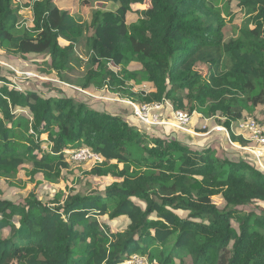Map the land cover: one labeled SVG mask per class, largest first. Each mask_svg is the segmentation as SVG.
<instances>
[{"label": "trees", "instance_id": "16d2710c", "mask_svg": "<svg viewBox=\"0 0 264 264\" xmlns=\"http://www.w3.org/2000/svg\"><path fill=\"white\" fill-rule=\"evenodd\" d=\"M28 1L31 27L16 0H0V174L16 175L27 162L49 176L68 169L65 152L82 146L102 162L83 170L93 181L83 195L65 186L46 200L34 187L16 203L0 192V264H124L134 254L148 264H264V155L221 132L144 125L130 105L96 109L99 99L84 92L108 88L169 104L187 111L197 131L204 117L227 127L256 117L264 107V0L232 5L243 14L230 38L215 0H106L113 8L88 21L85 0L76 12L65 0ZM132 13L138 22L128 21ZM41 54L49 78L19 80L11 64ZM131 62L142 68L129 71ZM76 66L84 67L77 80L67 76ZM116 217L122 224L113 230Z\"/></svg>", "mask_w": 264, "mask_h": 264}, {"label": "rangeland", "instance_id": "374dc122", "mask_svg": "<svg viewBox=\"0 0 264 264\" xmlns=\"http://www.w3.org/2000/svg\"><path fill=\"white\" fill-rule=\"evenodd\" d=\"M54 3H58L64 0H53ZM65 6L63 8H68L70 12H76L78 9V0H65ZM85 0L83 4L80 6V12L83 14L85 19L88 21L89 17L94 10H102V9H110L113 8V5L110 3H107L106 0ZM216 6L225 13L226 17V25H225V35L227 38L230 37H236L238 35V26L240 24L241 15L243 12L237 11L232 9L231 7L233 5V8L235 6V2L237 0H215ZM29 3L28 0H16L17 6H19V14H20V22L28 27H31L32 21L28 19L30 17V11L28 10L27 6L25 4ZM138 15L137 13H132L129 16L128 21L129 22H138ZM78 51L79 54H84V47L77 48L75 50ZM47 56L45 54H41L38 56L29 55L26 57L27 62L22 63L21 61H15L13 64L17 68H15L17 72V76L19 80H23L25 77L27 79L32 78H49L45 77L47 76L46 73L50 71L49 68V61L46 58ZM11 58L16 59L15 57L11 56ZM74 67V65H73ZM11 68V66H10ZM22 68V69H20ZM111 68V67H110ZM112 70H117L115 67H112ZM141 65L135 62H131L127 69L129 71H134L136 69H141ZM30 69V70H29ZM33 69L40 70L39 74H36ZM120 70V68L118 69ZM84 73V67L83 66H76L73 71L67 72V76L72 79H80ZM51 80L55 81L54 78H50ZM17 83L20 84V81H17ZM129 85V90L132 88V90L139 91L137 88H133ZM131 86V87H130ZM65 87V86H64ZM62 89H64L62 87ZM86 94L94 96L95 98H98L99 100H95L92 104L93 107L99 110H109V111H125L126 105L128 106L125 101L129 100V98L125 97L126 95L120 94V92H114L108 88H104L98 91H95V89L84 91ZM101 94V96H100ZM125 108V109H124ZM167 110L170 109V106L165 104V107ZM172 108V107H171ZM256 118H259L260 120H264V107L260 108L259 111L256 114ZM194 121V119H192ZM233 139H236L239 141L238 138H235L233 135H231ZM193 137V136H192ZM195 138V137H194ZM210 140L206 141V143H209ZM219 142L222 144V140H219ZM217 142V143H219ZM215 145V147L219 146ZM199 144L202 145L203 141L199 140ZM68 151V150H67ZM218 153H222L221 149H219ZM81 154V152H80ZM66 160L71 163V166L68 169L60 170L59 172L53 173L49 176H43L42 174H38L36 172L32 171V165L30 163H24L16 175H3L0 174V192L1 197L14 201L18 203L22 198L23 195L28 193V191L35 187L38 192V197L43 196L41 198H53L55 195L61 190V188H65L66 191H72L74 193L77 192V190H80V195L85 194L90 190V187H85L86 182L91 183V188L93 186V181L90 179V176L83 177V170L87 168V166H90L88 162H74L68 154L65 152ZM87 178V179H86ZM48 200V199H46ZM214 202L217 204H221L222 200L220 197H214ZM141 206L144 205L143 202L137 201ZM179 215H184L186 212L179 211ZM151 218L155 219V214L151 215ZM117 224L114 226V229L119 227L122 224V217H116ZM8 234V230L5 229L2 231V236H6Z\"/></svg>", "mask_w": 264, "mask_h": 264}, {"label": "built area", "instance_id": "2783aa9c", "mask_svg": "<svg viewBox=\"0 0 264 264\" xmlns=\"http://www.w3.org/2000/svg\"><path fill=\"white\" fill-rule=\"evenodd\" d=\"M109 66L113 69L111 65ZM115 68L118 69V67ZM125 102L132 107L133 113L144 125H168L193 135H206L212 131L221 132L224 134L230 145L253 153L258 160L264 155V120H260L254 116L248 115L239 118L231 122L229 127L225 126L222 122H219L218 119L220 118H216V116L208 118L204 117L200 124V130L197 131L194 127L189 125L191 123L192 116L187 111L182 109H173L169 104H167L170 106V109H172L170 111V117H167L164 116L163 112H160V109L163 110L165 107V103H137L133 100H126ZM231 135L238 138L239 141L233 139ZM242 141L245 142V145H242ZM66 153L74 162H88L89 165L102 162V159L97 153L85 146L75 150H68ZM124 264L148 263L143 257L134 254Z\"/></svg>", "mask_w": 264, "mask_h": 264}]
</instances>
